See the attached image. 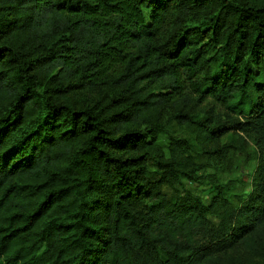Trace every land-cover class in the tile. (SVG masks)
I'll return each mask as SVG.
<instances>
[{"label":"trees","instance_id":"trees-1","mask_svg":"<svg viewBox=\"0 0 264 264\" xmlns=\"http://www.w3.org/2000/svg\"><path fill=\"white\" fill-rule=\"evenodd\" d=\"M164 111L189 133L167 156ZM235 133L259 150L239 206L197 160ZM236 252L264 256V0H0V264Z\"/></svg>","mask_w":264,"mask_h":264},{"label":"rangeland","instance_id":"rangeland-1","mask_svg":"<svg viewBox=\"0 0 264 264\" xmlns=\"http://www.w3.org/2000/svg\"><path fill=\"white\" fill-rule=\"evenodd\" d=\"M253 93L250 92V95ZM212 109L221 116V122H226V116H231L233 121L242 122L243 116L233 115L229 113L226 107H221L212 101H205L199 110ZM247 114V113H245ZM162 132L158 134L157 145L161 149V154L167 156V145L170 136L188 137L187 130L180 129L176 123L170 119L168 111L161 114ZM216 142H212L211 149L217 151L214 155L200 154L197 160L202 164L203 171L201 175L206 176L209 180L229 183L231 192L229 200L233 206H239L247 201L252 193V182L257 169L258 147L250 139L241 134H228L220 141L218 147ZM142 154V153H141ZM150 170H154L153 163H149ZM185 188L199 196L202 201L208 203L213 192V187L209 183L189 184L185 183ZM214 222V220H213ZM234 257L238 260L237 264H264V256L259 258H251L248 255L236 252Z\"/></svg>","mask_w":264,"mask_h":264}]
</instances>
